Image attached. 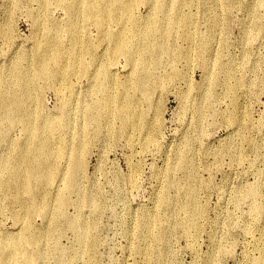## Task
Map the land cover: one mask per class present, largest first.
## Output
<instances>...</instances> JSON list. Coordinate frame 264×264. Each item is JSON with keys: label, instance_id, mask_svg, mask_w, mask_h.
Returning a JSON list of instances; mask_svg holds the SVG:
<instances>
[{"label": "rangeland", "instance_id": "rangeland-1", "mask_svg": "<svg viewBox=\"0 0 264 264\" xmlns=\"http://www.w3.org/2000/svg\"><path fill=\"white\" fill-rule=\"evenodd\" d=\"M95 1L0 0V264L14 242L21 264H264V0H98L102 26ZM148 38L167 51L142 66ZM39 139L53 175L28 189L9 160Z\"/></svg>", "mask_w": 264, "mask_h": 264}, {"label": "bare ground", "instance_id": "bare-ground-1", "mask_svg": "<svg viewBox=\"0 0 264 264\" xmlns=\"http://www.w3.org/2000/svg\"><path fill=\"white\" fill-rule=\"evenodd\" d=\"M102 4H106V3L99 2L98 0H96L95 2L86 3L87 7L94 8V11L92 12L96 14L97 19L100 22L101 26L103 25L102 23L103 17L106 16L109 12V9L101 8ZM123 9L126 13H129L131 10V7L129 4L124 3ZM150 32L154 35V37H156L158 34L157 30L155 29L151 30ZM146 41H147L146 45L142 47L141 50L135 47L132 48L133 54L139 53L140 58L142 60V63H141L142 66H145L146 61L148 60L156 61L154 60L153 57H150V54H153V56H155L157 59L161 56L163 52L167 51L165 47H162L160 45L159 41L152 43L150 38L146 39ZM115 45H116L115 48L118 50L124 49V47H126V44L123 41V38H121L120 36L117 37V41L115 42ZM204 50L205 48H203V51ZM50 51H51V55L44 56V57L42 56V60L39 62V64L36 67L35 72L38 78L49 80L50 76L53 75V71L49 68L50 67L49 61L51 59L55 60L56 63L61 62V59L63 57L61 51L56 46L54 47V49H50ZM85 51L88 52L89 49L86 48ZM125 51L129 53L131 51V48H126ZM65 70L66 68L64 69V71ZM107 75L108 73L106 71H101L100 74L97 75V83L100 89H105L104 83L108 82L109 80ZM15 76H16L15 80H17V84L19 86L22 85V87H24L25 94L26 92L28 94V91L30 89V81L28 78V73L26 72L19 73L15 71ZM4 83L5 81L2 80L0 85L3 86ZM137 83L140 88H142L143 90H146L147 86L144 80H142V78H140L137 81ZM127 88H128V85L126 86V89ZM26 96L28 97V95ZM113 100L114 99L107 93L101 102L93 104L91 106H99L101 108H104V110L108 112L111 110V105L114 103ZM13 101H14V96L10 90L4 93L3 92L0 93V105L2 103V106L5 108L6 117L14 118V114L10 109V105H14ZM115 103L117 104L118 108L125 110L126 114L129 115L130 118L138 119V117L133 113V111H131L132 103L134 102L128 96L120 95V97H118V99L115 100ZM19 116L23 122H26L28 130L32 132L33 131L31 128L32 121H31V117L29 113L24 110L23 112H21ZM51 126L52 124H48L46 126V130H50ZM33 135L34 133L29 135V142L31 141ZM46 143H47L46 140L39 139L38 141H35L36 148L34 150L28 147L27 149L22 148L23 153L21 154V156L19 157L13 156V158L9 160V162L11 163H10V166L8 167V170L11 171V173H14L13 175L14 177L16 176L18 177L22 173V169L19 166V163L26 164V175H27V180H28L27 188L28 189H32L37 178L40 177V176H36V174L39 172L40 169H45L44 176L40 177L43 180H49L53 175V168H52V165L50 164L51 161L49 159L42 158L48 155V152H49V149ZM73 157H74V161L72 163V171L76 169L78 154H76V157H75V152H73ZM183 163H185V160L182 159L180 161V164H183ZM68 179H69V183L72 182L71 183L72 190H76L75 183L71 181L69 177ZM1 184L2 182L0 179V185ZM20 217H21L20 214L16 216V218H20ZM27 231L29 232L30 229H28ZM80 239L82 240V235H80ZM10 248H11V253H12L10 255L11 257L10 264H21L22 262L26 261L27 256L19 252L17 242L10 244Z\"/></svg>", "mask_w": 264, "mask_h": 264}]
</instances>
